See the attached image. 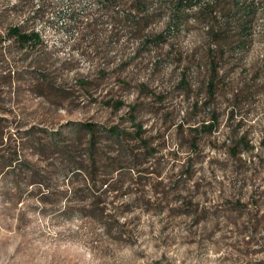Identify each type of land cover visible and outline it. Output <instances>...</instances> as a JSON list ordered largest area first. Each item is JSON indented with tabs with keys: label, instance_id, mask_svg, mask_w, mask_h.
<instances>
[{
	"label": "rangeland",
	"instance_id": "1",
	"mask_svg": "<svg viewBox=\"0 0 264 264\" xmlns=\"http://www.w3.org/2000/svg\"><path fill=\"white\" fill-rule=\"evenodd\" d=\"M204 15L0 0V264H264V6L223 52Z\"/></svg>",
	"mask_w": 264,
	"mask_h": 264
},
{
	"label": "trees",
	"instance_id": "2",
	"mask_svg": "<svg viewBox=\"0 0 264 264\" xmlns=\"http://www.w3.org/2000/svg\"><path fill=\"white\" fill-rule=\"evenodd\" d=\"M174 6L179 11L183 9H192L197 14H205L207 18V30L214 39V47L220 52L223 48L231 44L232 41L241 45L247 40L253 19L255 18L257 7L264 6V0H173ZM6 35L15 40L20 45H34L40 42V36L37 32H24L18 27H9ZM160 41V35L156 37ZM216 71V70H215ZM213 87V82L209 83ZM215 117L208 124H203V130L210 132L214 126ZM80 129L88 136V146L93 147L96 137V126L91 124H81ZM107 135L104 137L108 140L118 141L120 133L115 128L106 130ZM235 154V149L232 150ZM79 168H74V170Z\"/></svg>",
	"mask_w": 264,
	"mask_h": 264
}]
</instances>
